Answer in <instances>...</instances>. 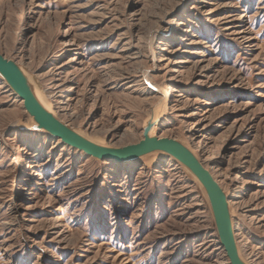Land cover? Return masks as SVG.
Returning <instances> with one entry per match:
<instances>
[{
    "label": "rangeland",
    "instance_id": "374dc122",
    "mask_svg": "<svg viewBox=\"0 0 264 264\" xmlns=\"http://www.w3.org/2000/svg\"><path fill=\"white\" fill-rule=\"evenodd\" d=\"M0 55L94 143L185 145L227 198L240 257L264 264V0H0ZM0 264L230 262L182 163L68 146L0 75Z\"/></svg>",
    "mask_w": 264,
    "mask_h": 264
},
{
    "label": "water",
    "instance_id": "95a60500",
    "mask_svg": "<svg viewBox=\"0 0 264 264\" xmlns=\"http://www.w3.org/2000/svg\"><path fill=\"white\" fill-rule=\"evenodd\" d=\"M0 75L9 83L12 89L23 100L24 108L33 117L38 127L44 129L61 142L96 159L125 162L138 159L152 151L166 153L182 163L199 181L203 187L214 218L220 243L229 259L230 264H247L240 257L231 218L227 207V198L211 173L203 166L198 158L182 143L171 138L145 136L138 143L124 147H109L94 143L71 128L60 123L51 116L33 95L23 74L14 61L0 55Z\"/></svg>",
    "mask_w": 264,
    "mask_h": 264
},
{
    "label": "bare ground",
    "instance_id": "6f19581e",
    "mask_svg": "<svg viewBox=\"0 0 264 264\" xmlns=\"http://www.w3.org/2000/svg\"><path fill=\"white\" fill-rule=\"evenodd\" d=\"M32 91V90H31ZM32 93H33V95L36 97V93L34 92V91H32ZM17 94V93H16ZM18 95V94H17ZM169 96V95H168ZM168 96H166V98L168 97ZM18 97H19V95H18ZM22 100V99H21ZM38 100V99H37ZM40 103V102H39ZM41 104V103H40ZM42 105V104H41ZM24 106V105H23ZM43 106V105H42ZM43 108L51 115V116H53L55 119H57L60 123H62V124H64L65 126H67L65 123H63L60 119H59V117L57 116V115H55V113H53V110H51L50 108H48V107H45V106H43ZM26 110V109H25ZM27 111V110H26ZM28 113V112H27ZM29 114V113H28ZM30 115V114H29ZM68 127V126H67ZM58 139H60V138H58ZM61 140V139H60ZM62 143H64V142H62ZM65 144V143H64ZM75 149H77V148H75ZM77 150H79V149H77ZM79 151H82V152H84L83 150H79ZM85 153V152H84ZM170 156V155H169ZM216 181V180H215ZM218 184V183H217ZM219 185V184H218ZM220 187V186H219ZM221 188V187H220ZM226 254V253H225ZM227 256V255H226ZM228 258V257H227ZM229 260V259H228Z\"/></svg>",
    "mask_w": 264,
    "mask_h": 264
}]
</instances>
